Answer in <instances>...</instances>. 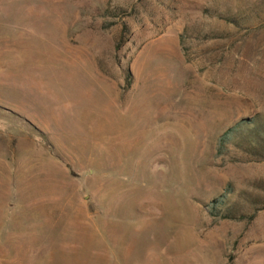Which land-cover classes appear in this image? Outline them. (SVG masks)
<instances>
[{
    "label": "rangeland",
    "instance_id": "374dc122",
    "mask_svg": "<svg viewBox=\"0 0 264 264\" xmlns=\"http://www.w3.org/2000/svg\"><path fill=\"white\" fill-rule=\"evenodd\" d=\"M0 264H264V0H0Z\"/></svg>",
    "mask_w": 264,
    "mask_h": 264
}]
</instances>
